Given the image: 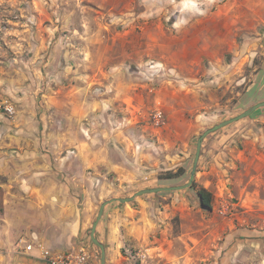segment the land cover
Listing matches in <instances>:
<instances>
[{"label": "rangeland", "instance_id": "rangeland-1", "mask_svg": "<svg viewBox=\"0 0 264 264\" xmlns=\"http://www.w3.org/2000/svg\"><path fill=\"white\" fill-rule=\"evenodd\" d=\"M42 1L39 13L33 0H0V80L19 66L30 69L35 29L45 27L68 62L58 67L63 75L44 76L39 93L76 87L77 97L97 100L85 116L87 137L125 127L129 137L151 140L146 149L156 156L164 145L158 137H179L174 168L160 171L150 182L156 187L187 182L200 135L264 101V0L252 20L250 0H238L237 29L214 13L218 0H132L128 13L101 11L88 0ZM6 96L0 81V113L9 116ZM194 183L159 192L168 199L188 193L181 213L189 222L183 228L180 215L174 218L180 264H264V107L205 138ZM202 187L212 192V209L200 203ZM126 255L143 262L139 248Z\"/></svg>", "mask_w": 264, "mask_h": 264}, {"label": "crops", "instance_id": "crops-1", "mask_svg": "<svg viewBox=\"0 0 264 264\" xmlns=\"http://www.w3.org/2000/svg\"><path fill=\"white\" fill-rule=\"evenodd\" d=\"M88 1L111 13L132 9V0ZM33 3L41 13L43 1ZM239 4L238 0L215 4L214 13L224 16L225 28L242 27ZM247 5L252 20L259 0ZM45 30L35 29L30 69L19 66L11 77L0 80L10 92L11 99L6 96L4 101L14 106L13 115L0 113V264H50L43 250L60 254L81 248L93 254L94 264H101V249L91 239L100 205L156 187L150 182L160 179V171L174 168L179 137H158L164 142L160 156L146 149L151 140L143 143L145 137H129L125 127L113 129L117 131L111 137H87L85 116L99 104L97 100L88 103L77 97L76 87L39 93L44 76L54 71L63 75L58 67L68 62ZM79 88V93H86L87 87ZM121 100L123 109L130 110L126 98ZM160 194L140 195L128 203L113 201L105 207L95 234L105 245L107 264H137L126 255L128 248L141 249V264L181 263L174 218L180 215L183 228L189 222V215L181 213V207L190 203L188 193L172 199ZM28 244L32 250L26 249Z\"/></svg>", "mask_w": 264, "mask_h": 264}, {"label": "water", "instance_id": "water-1", "mask_svg": "<svg viewBox=\"0 0 264 264\" xmlns=\"http://www.w3.org/2000/svg\"><path fill=\"white\" fill-rule=\"evenodd\" d=\"M261 107H264V101H261L259 103H256L254 105H252L251 107H249L248 109H246L245 111H243L242 113H240L239 115L235 116V117H231L229 119H226L224 121H221L220 123H217L215 124L214 126L206 129L201 135L200 137L198 138V141H197V146H196V152H195V157H194V162H193V167H192V170H191V174H190V177H189V180L183 184H179V185H173V186H158V187H151V188H146V189H141L139 191H137L133 196H129V197H114V198H111V199H108V200H105L101 205H100V208H99V211H98V214H97V217L93 223V226L91 228V239L92 241L98 245L101 249V264H107V260H106V248H105V245L99 241V239L96 237V229H97V226L103 216V213H104V210H105V207L113 202V201H121V202H124V203H128V202H131L133 199H135V197L137 196H140V195H144V194H148V193H157V192H163V191H175V190H184V189H187V188H190L194 181H195V178H196V173H197V168H198V164H199V160H200V157H201V152H202V146H203V142L205 140V138L233 123V122H236L240 119H243V118H246L248 116H251L257 109L261 108Z\"/></svg>", "mask_w": 264, "mask_h": 264}, {"label": "built area", "instance_id": "built-area-1", "mask_svg": "<svg viewBox=\"0 0 264 264\" xmlns=\"http://www.w3.org/2000/svg\"><path fill=\"white\" fill-rule=\"evenodd\" d=\"M4 108L8 114H14V106L8 101L5 103ZM156 117L162 118V112L159 111L156 114ZM160 121L161 120L158 119V122ZM32 248V244H28L26 247L27 250H32ZM43 255L50 264H94L95 260L93 254L86 248H81L76 252H67L60 254H54L50 250L45 249L43 250Z\"/></svg>", "mask_w": 264, "mask_h": 264}, {"label": "trees", "instance_id": "trees-1", "mask_svg": "<svg viewBox=\"0 0 264 264\" xmlns=\"http://www.w3.org/2000/svg\"><path fill=\"white\" fill-rule=\"evenodd\" d=\"M194 184L195 183H193V185ZM197 192H198L201 205L207 209H212L213 208L212 192L204 187L200 188Z\"/></svg>", "mask_w": 264, "mask_h": 264}]
</instances>
